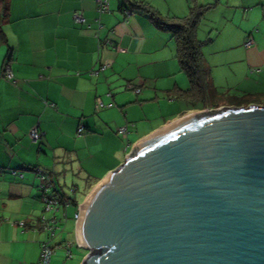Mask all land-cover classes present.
Segmentation results:
<instances>
[{"label": "crops", "instance_id": "1", "mask_svg": "<svg viewBox=\"0 0 264 264\" xmlns=\"http://www.w3.org/2000/svg\"><path fill=\"white\" fill-rule=\"evenodd\" d=\"M142 1L176 17L191 4L206 6L196 36L209 38L201 52L211 82L230 92L229 101H245L217 107L264 104V0ZM124 10L129 9L120 0H108V10L99 15L93 0L0 2V264L37 260L47 236L41 214L56 221L49 264H72L70 248L78 246L74 213L91 188L142 137L185 114L217 108L182 99L189 81L172 32L142 11ZM74 11L84 24L73 22ZM95 34L106 41L99 50ZM247 38L252 42L245 46ZM98 62L107 66L89 74ZM97 99L112 105L97 109ZM79 122L84 131L77 135ZM32 126L42 133L37 141L29 137ZM121 126L124 134L117 132ZM36 168L51 175L67 198L53 211L43 210ZM68 224L69 236L63 234Z\"/></svg>", "mask_w": 264, "mask_h": 264}, {"label": "water", "instance_id": "2", "mask_svg": "<svg viewBox=\"0 0 264 264\" xmlns=\"http://www.w3.org/2000/svg\"><path fill=\"white\" fill-rule=\"evenodd\" d=\"M80 264H264V104L185 114L78 204Z\"/></svg>", "mask_w": 264, "mask_h": 264}, {"label": "trees", "instance_id": "3", "mask_svg": "<svg viewBox=\"0 0 264 264\" xmlns=\"http://www.w3.org/2000/svg\"><path fill=\"white\" fill-rule=\"evenodd\" d=\"M1 2V0H0ZM120 7L129 11H142L160 29L172 32L176 41V57L180 68L185 72L189 87L181 95L192 105L217 107L232 100L220 92L211 82L209 66L205 63L201 47L209 38L200 40L196 36L197 24L206 10V6L191 4L184 16H164L147 2L142 0H120ZM2 9V8H1ZM4 9V8H3ZM226 96V97H225ZM225 98V100L223 99ZM224 100V101H222ZM245 101L235 100L233 105H243Z\"/></svg>", "mask_w": 264, "mask_h": 264}, {"label": "built area", "instance_id": "4", "mask_svg": "<svg viewBox=\"0 0 264 264\" xmlns=\"http://www.w3.org/2000/svg\"><path fill=\"white\" fill-rule=\"evenodd\" d=\"M95 3V11L97 15L105 12L108 10V0H93ZM130 11L129 10H124L125 14H128ZM72 19L74 23L78 24H84L85 23V18L83 15L78 12L74 11L72 13ZM98 20V18L96 19ZM97 37V34H95ZM252 40L251 38H247L244 42V45L247 46L251 44ZM106 43L105 40H101L97 37V50H99L104 44ZM4 72L5 75L8 78H11V71L9 68L8 63H4ZM107 66V63L105 62H98L97 65L89 70V74L91 75H96L98 72L102 71L105 67ZM126 88H131L135 92H139L140 88L139 87H134L132 84L127 83ZM112 103H103L101 100L97 99L96 100V107L97 109H102V108H107L111 106ZM210 110V109H207ZM84 131V127L82 122H79L76 128V133L77 135H80ZM126 131L125 126H121L117 129V132L120 134H124ZM29 137L31 138L32 141H37L41 137V131L36 127L32 126L29 129ZM36 174L39 179V190L41 191V199H42V204H43V210L44 211H49V210H55L59 204H64L67 202V198L63 196L57 189L55 188V183L54 180L52 179L51 175L46 173L45 171L36 168ZM10 174H17L18 176H21L22 174L15 170V169H8L7 170ZM77 213L78 210L74 213V218H77ZM55 219L52 217L51 219H47L43 214L40 215V223H41V229L46 231L47 236L45 239H43L40 244H39V254L37 260L32 263V264H49L51 260V256L54 253V245L51 244L52 237L54 236V227L55 225ZM69 256V252L67 253Z\"/></svg>", "mask_w": 264, "mask_h": 264}, {"label": "rangeland", "instance_id": "5", "mask_svg": "<svg viewBox=\"0 0 264 264\" xmlns=\"http://www.w3.org/2000/svg\"><path fill=\"white\" fill-rule=\"evenodd\" d=\"M199 35L201 36V26H199ZM207 31V30H206ZM217 90H219V87H216ZM230 92L226 93L225 95H228ZM226 97V96H225ZM225 100V98H223ZM222 100V101H224ZM69 224L66 226V228L64 229L65 231L63 232V234H68L71 232V230H69ZM68 229V230H67ZM71 234V233H70ZM70 252L72 254V258L69 259V263L71 262L72 264H76L77 258H79V256H81L82 253H87L86 249H83L81 247H78L76 244H72L71 248H70Z\"/></svg>", "mask_w": 264, "mask_h": 264}]
</instances>
